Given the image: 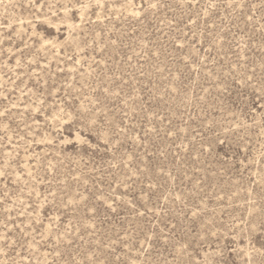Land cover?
I'll return each mask as SVG.
<instances>
[{"label": "rangeland", "instance_id": "obj_1", "mask_svg": "<svg viewBox=\"0 0 264 264\" xmlns=\"http://www.w3.org/2000/svg\"><path fill=\"white\" fill-rule=\"evenodd\" d=\"M0 264H264V0H0Z\"/></svg>", "mask_w": 264, "mask_h": 264}]
</instances>
